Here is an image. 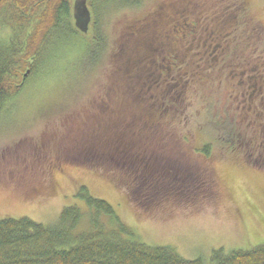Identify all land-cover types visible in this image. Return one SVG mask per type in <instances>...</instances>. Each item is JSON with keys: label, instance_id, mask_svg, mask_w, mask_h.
Masks as SVG:
<instances>
[{"label": "trees", "instance_id": "16d2710c", "mask_svg": "<svg viewBox=\"0 0 264 264\" xmlns=\"http://www.w3.org/2000/svg\"><path fill=\"white\" fill-rule=\"evenodd\" d=\"M52 1L0 0V115L7 103L15 102L23 95L29 83L40 74V71L50 67L52 61L45 67L48 58H60L57 53H48L50 42L60 44L68 40L72 47L79 46L85 50L103 46L105 38L101 37V33H92L88 41L80 40L77 36L71 37L72 28L70 25L67 26L63 17L66 15L67 5L60 4L59 0ZM111 1L117 4L112 7L113 9L118 10L120 6L119 8L127 10L137 7L142 0ZM180 1L206 10H190L185 17L194 24L201 23V32L208 27L212 28L209 32L213 46L217 44L215 39L228 34L223 40H217L222 50L226 49L230 54L244 55L252 60L259 54L264 55V46L261 47L258 41L257 23L251 19L245 1L205 0L200 1L198 5ZM230 2L234 3L227 10V4ZM165 3L162 2L151 14L144 17V20L148 19L149 23L152 14L158 13L161 9H164L167 15ZM218 3L225 4V8L210 9L212 5L215 7ZM207 4L211 6L208 7ZM92 9L99 20L94 5ZM106 11L107 8H104L102 13ZM143 21L137 20L129 24L133 34L146 25L145 22L142 23ZM222 29L227 32L222 33L220 31ZM92 30L95 28L92 27ZM169 31L163 30L164 35ZM179 44L183 48L190 45L188 41ZM133 46H136L134 42ZM102 52L103 50L99 54ZM141 57L143 58L140 49L135 59L132 58L130 65L129 59L121 56L119 57L121 66L118 68L117 63V67H112L109 83L114 88L116 100L120 102H104L105 104L101 106L106 107L101 112L90 106L82 120L72 117L69 120L65 119L60 132H53L50 136L44 134L40 138L47 143L56 139V145L51 149L46 148V154L32 160L51 159V162L61 164L67 161L89 170H101L126 192L129 203L147 214L149 218L160 217L169 211L177 213L185 207L194 210L201 205L199 201L204 199L205 202L216 192L212 177L206 165L203 172L210 179L209 190L202 189V181L194 170L183 168L191 157L196 158V155H200L191 154V146H188L186 138L179 134L177 128H165L166 131L159 128L158 125L161 127L164 124L170 125V120L174 121L177 117L174 116L175 113L172 110L166 111V107L153 102L155 99L150 96L143 95L144 97L137 98L134 90L138 88L142 91L145 86L144 81L140 80ZM175 62L182 70L189 67V64L192 66V59L185 54H181ZM214 67L215 65L212 69L191 75L194 85L203 87L205 84L211 85L215 80L220 83L223 73ZM213 73L216 74V78L213 77ZM120 75L127 79V89L124 88V81ZM124 94L127 96L122 97ZM205 109L207 112V106ZM79 126L80 130L82 127V133L78 140L82 138L85 141L83 147L73 146L66 150V154L63 150H56L62 134L66 132V139H73L80 131ZM230 127L232 126L229 121L219 129L228 130ZM158 129L161 131L158 132ZM261 129L260 127L258 129L260 132L257 131L259 135H262ZM234 131L236 130L232 127V130L225 134L226 138H230L229 142L226 138L225 141L227 146L238 152L240 149L236 144L241 146L240 143L237 141L234 145L231 142ZM250 143L251 146L243 145L246 150L244 148L240 150L244 151L246 163L251 161L253 167L264 170V137H260L258 142ZM90 144L94 148L91 149ZM39 147L43 146L39 143ZM39 147L35 150L42 154L43 149ZM210 149V145L206 144L200 150L199 153L206 157H201L203 162L208 161ZM189 172L193 173V177ZM197 180L199 185H193ZM180 185H184L185 188L182 190ZM181 192L185 195L178 199L177 196ZM75 197L93 211L88 215L86 230L76 231L82 221V213L78 207L64 208L57 224L52 227L25 217L0 219V264H204L201 259H183L166 246H148L135 240L121 239L116 232H105L99 218L101 215L114 218L113 208L106 201L93 197L84 186L77 189ZM121 232L132 235L126 230ZM211 262L264 264V243L249 250L233 249L225 254L222 251L213 252Z\"/></svg>", "mask_w": 264, "mask_h": 264}, {"label": "rangeland", "instance_id": "374dc122", "mask_svg": "<svg viewBox=\"0 0 264 264\" xmlns=\"http://www.w3.org/2000/svg\"><path fill=\"white\" fill-rule=\"evenodd\" d=\"M164 1L142 0L135 8L125 10L119 6L117 10L112 8L117 6L115 1L97 0L98 33L106 36L105 49L101 54L102 46L85 50L79 46L72 47L68 40L60 44L55 41L49 43L48 53H57L60 58H48L45 67L52 61L50 67L40 71L23 95L15 102L7 103L0 115V219L25 217L52 227L57 224L64 208L78 207L82 221L76 231L86 230L88 215L93 211L75 197L77 189L84 186L93 197L106 201L113 208L114 218L104 215L99 218L105 232H116L121 239L135 240L148 246L169 247L186 260L201 259L204 264H212L210 257L213 252L222 251L225 254L233 249L249 250L264 243V170L253 167L251 161L246 163L244 151H240L242 148L246 150L244 146H251L250 142H258L260 137H264V115L255 116L257 111L253 109L255 117H248L242 112L237 114L231 109L234 107L230 102H215L225 100V91L217 80L211 87L215 100L198 102L196 98L205 89H189L187 97L193 102H186L180 115L175 113L177 117L174 121L170 120L171 126L158 125L161 130L177 128L191 146V154L200 155L191 157L183 168L194 170L202 181L201 188L205 190H209L210 183L203 172L207 165L216 192L205 202L204 199L199 201L201 205L194 210L185 207L177 213L169 211L161 216L157 214L160 217L149 218L140 209H135L129 203L126 192L101 170H89L67 161L61 164L51 162V159L32 160L42 157L47 152L46 148L56 145V139L47 143L40 138L44 134L50 136L53 132H60L65 119L82 120L90 106L101 112L106 107L101 106L104 102H120L116 100L114 88L109 82L112 67H117V63L118 68L121 66L119 57L126 50L123 41L130 35L129 24L143 21ZM184 1L198 5L205 0ZM242 1H245L251 19L257 23L258 41L262 47L264 0ZM234 2L227 4V10ZM216 5L206 6H211L210 9L225 8V4ZM104 8L107 11L103 14ZM120 76L127 89V79ZM213 77L216 78L215 73ZM146 89L144 86L142 91L138 88L134 90L137 98L154 94L151 90L146 92ZM233 115L236 116L232 119ZM229 121L237 135H232L231 142L234 145L237 141L240 143L241 146L236 144L239 153L227 146L225 141V134L232 127L219 129ZM260 127L262 135L258 133ZM161 130L158 129V132ZM81 133L82 127L73 139H66V132L63 133L56 150H63L66 154V150L73 146L83 147L85 141L82 138L78 140ZM226 140L229 142L230 138ZM39 143L44 148L39 147ZM206 144L211 149L208 161L203 162L205 156L199 152ZM91 145V149L94 148ZM38 147L43 149L42 154L35 150ZM189 173L193 177V173ZM197 184L198 180L193 183ZM180 186L182 190L185 188ZM184 195L181 192L177 198L182 199Z\"/></svg>", "mask_w": 264, "mask_h": 264}, {"label": "flooded vegetation", "instance_id": "af4514ba", "mask_svg": "<svg viewBox=\"0 0 264 264\" xmlns=\"http://www.w3.org/2000/svg\"><path fill=\"white\" fill-rule=\"evenodd\" d=\"M72 1L59 0L60 4L67 5L66 15L63 16L65 23L72 28L71 37L77 36L80 40L88 41L92 33L99 34L97 30L100 23L92 9L97 0H86V6L92 15L87 35L82 34L73 25ZM165 2L168 14H165L164 9L152 14V20L150 19L148 23V19H145L143 23L145 22L146 25L137 33L133 34L132 27H130V35L126 36L123 41L126 50L120 54V57L129 59L128 64L130 65L132 58L136 57L141 49L143 58L141 57L139 61L141 64L140 80L144 81V85L147 87L146 92L151 90L154 93L149 95L150 98L155 99L153 102H158L159 105L166 107V111L172 110L177 115H180L181 107L185 106L186 102H193V100H189L191 98L187 97L189 89H205L204 93H201L196 100L212 102L214 99L211 94L212 84L198 87L194 85L191 75H196L202 70L212 69V66L215 65L214 69H220L223 73V79L219 84L225 91V100L216 101L214 99L215 102H230L234 107L231 109L235 110L237 114L242 112L248 117L264 115V55L259 54L252 60L244 55L230 54L226 49L222 50L217 40L228 37V34L224 33V31L227 32L225 29L220 30L225 35L215 39L217 44L213 46V39L209 32L212 28L205 26L208 28L201 32V23L194 24L192 21H187L188 18L185 17V14L190 10H206L201 7L195 8L189 3L184 4L180 0H165ZM159 6L160 4L157 7ZM95 18L97 25H95ZM92 27L95 28L94 31ZM166 29L170 31L164 35L163 30ZM101 37L105 38L102 46V50H104L106 36ZM183 41L190 43L188 48H183L179 44ZM133 42L136 44L135 47ZM181 54L192 59V66L190 67L189 64V67H184L185 71L175 62ZM150 102L152 101L150 100ZM253 109L257 111L255 116ZM234 116L236 115H233L232 119ZM231 123H233L232 120ZM233 135L237 136L236 131Z\"/></svg>", "mask_w": 264, "mask_h": 264}, {"label": "water", "instance_id": "95a60500", "mask_svg": "<svg viewBox=\"0 0 264 264\" xmlns=\"http://www.w3.org/2000/svg\"><path fill=\"white\" fill-rule=\"evenodd\" d=\"M73 25L82 34L87 35L92 21V15L86 6V0H73L72 4Z\"/></svg>", "mask_w": 264, "mask_h": 264}, {"label": "bare ground", "instance_id": "6f19581e", "mask_svg": "<svg viewBox=\"0 0 264 264\" xmlns=\"http://www.w3.org/2000/svg\"><path fill=\"white\" fill-rule=\"evenodd\" d=\"M51 1H52V0H51ZM49 2H50V1H49ZM52 2H53V1H52ZM87 7H88V6H87ZM2 35H3V34H2ZM2 35H1V36H2ZM20 58H21V57H20ZM16 62H17V60H16ZM5 87H6V86H5ZM6 88H7V87H6ZM210 258H211V257H210Z\"/></svg>", "mask_w": 264, "mask_h": 264}]
</instances>
